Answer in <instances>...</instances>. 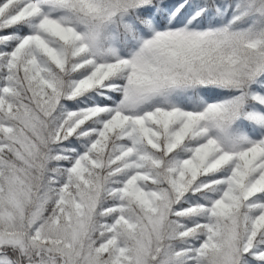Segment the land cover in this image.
I'll return each instance as SVG.
<instances>
[{
  "label": "snow or ice",
  "instance_id": "1",
  "mask_svg": "<svg viewBox=\"0 0 264 264\" xmlns=\"http://www.w3.org/2000/svg\"><path fill=\"white\" fill-rule=\"evenodd\" d=\"M0 264H264V0H0Z\"/></svg>",
  "mask_w": 264,
  "mask_h": 264
}]
</instances>
